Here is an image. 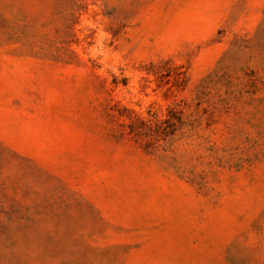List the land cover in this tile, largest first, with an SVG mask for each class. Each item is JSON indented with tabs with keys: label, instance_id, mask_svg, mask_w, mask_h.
<instances>
[{
	"label": "rangeland",
	"instance_id": "374dc122",
	"mask_svg": "<svg viewBox=\"0 0 264 264\" xmlns=\"http://www.w3.org/2000/svg\"><path fill=\"white\" fill-rule=\"evenodd\" d=\"M0 264H264V0H0Z\"/></svg>",
	"mask_w": 264,
	"mask_h": 264
}]
</instances>
